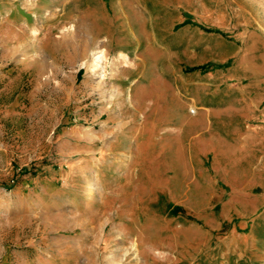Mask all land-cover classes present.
<instances>
[{"label": "rangeland", "instance_id": "rangeland-1", "mask_svg": "<svg viewBox=\"0 0 264 264\" xmlns=\"http://www.w3.org/2000/svg\"><path fill=\"white\" fill-rule=\"evenodd\" d=\"M207 97L264 107V0H0V264H264V162L216 180Z\"/></svg>", "mask_w": 264, "mask_h": 264}, {"label": "crops", "instance_id": "crops-1", "mask_svg": "<svg viewBox=\"0 0 264 264\" xmlns=\"http://www.w3.org/2000/svg\"><path fill=\"white\" fill-rule=\"evenodd\" d=\"M207 89L211 88L207 86ZM248 89L241 86L239 91L244 94ZM241 104L239 110H226L222 98L207 97L200 111L203 134L199 153L212 163L215 178L221 182L224 178L219 174L218 165L229 153L237 157L256 156L258 161L264 162V107L258 109L256 101ZM251 120L259 123L252 124ZM231 123L232 128H227Z\"/></svg>", "mask_w": 264, "mask_h": 264}, {"label": "bare ground", "instance_id": "bare-ground-1", "mask_svg": "<svg viewBox=\"0 0 264 264\" xmlns=\"http://www.w3.org/2000/svg\"><path fill=\"white\" fill-rule=\"evenodd\" d=\"M102 58L101 54L100 55H97L95 57V61L94 62H99V60ZM94 188H95V183L94 182H91V184L89 185V189H88V193L89 195H91L94 191Z\"/></svg>", "mask_w": 264, "mask_h": 264}]
</instances>
